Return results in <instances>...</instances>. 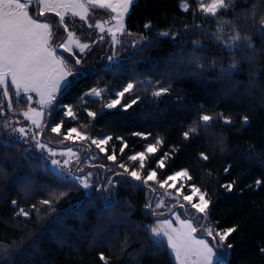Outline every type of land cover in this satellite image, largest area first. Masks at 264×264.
Masks as SVG:
<instances>
[{
	"label": "trees",
	"instance_id": "obj_1",
	"mask_svg": "<svg viewBox=\"0 0 264 264\" xmlns=\"http://www.w3.org/2000/svg\"><path fill=\"white\" fill-rule=\"evenodd\" d=\"M198 3L135 0L125 30L141 36L144 45L69 77L71 86L57 95L55 110H47L44 129L50 133L49 125L62 121L60 137L73 127L86 139L112 137L101 153L110 165L155 143L145 171L156 170L162 180L186 169L191 179L185 183L209 200L205 222L220 231L236 228L225 241L232 245L227 264H264V36L253 29L264 17V0H233L226 14L215 17L201 12ZM165 31L175 39L163 37ZM237 31L251 36L254 59L243 42L239 49L225 47ZM233 63L235 71H222ZM129 82L133 90L118 97ZM161 87L170 90L154 96ZM93 88L102 96L87 95ZM114 99L120 104L105 107ZM27 104L22 95L12 97L13 109ZM64 106H71L75 116L65 115ZM89 111L97 115L90 117ZM204 114L215 117L208 127L199 119ZM218 114L232 123L226 125ZM13 116L21 117L7 111V117ZM4 119L0 115V264H105L101 254L107 264H176L148 239L145 226L153 227L158 218L145 208L152 194L146 186L131 179L113 182L107 203L105 195L89 194L57 175L44 156L10 137ZM191 127L197 132L185 138ZM165 153L160 168L157 161ZM113 154L116 160H107ZM229 184L231 191L224 187ZM21 208L29 216H17Z\"/></svg>",
	"mask_w": 264,
	"mask_h": 264
},
{
	"label": "snow or ice",
	"instance_id": "obj_2",
	"mask_svg": "<svg viewBox=\"0 0 264 264\" xmlns=\"http://www.w3.org/2000/svg\"><path fill=\"white\" fill-rule=\"evenodd\" d=\"M34 0H0V85H3L2 94L7 99V107H12V97H21L24 94L26 102L32 101L33 97L29 93L35 92L39 97L42 108H48L52 111L55 110V102L57 100V93L62 90L69 88L72 81L69 77H75L81 75L82 70L78 68L68 67V63L73 62L75 65H80L82 63V57L78 53L74 52L71 45L74 43L79 49L80 53H83L85 49H88L90 45L88 43H81L80 40L74 39L75 33L69 31L68 24L66 23V15L71 11L72 16H79L81 20H86L88 15V5H99L101 8H108L115 15L112 17L116 21L113 27L108 28V32L111 34V40L113 44H119L121 41L118 39L117 33L123 35L125 33L124 27V17L129 12L131 5L135 3V0H38V4L41 6L39 12H31L30 6H32ZM233 0H210L209 3H203L202 0L199 2V10L209 16H217L218 13L226 14L230 9ZM184 10L188 11V6L184 5ZM54 13L56 17H59V24L63 26L65 32H67V42H61L53 46L50 42V38L54 35L52 28L53 25L47 20H42L46 13ZM88 27H93L91 23ZM95 27L99 28L101 32L105 29L101 26L100 22L95 24ZM146 28L149 27L148 24L145 25ZM253 29L255 34L264 36V17L260 19V27L256 28L255 23H253ZM131 35V33H127ZM163 37L173 36L175 39V34L165 31L162 32ZM103 39V37H100ZM231 44H226L229 50L239 49L240 43L243 42L244 46L252 52L251 59L255 58V45L252 41L251 36L241 37L239 31L236 32L235 36L232 38ZM63 48L65 53L69 55L65 57L64 55H58L57 49ZM109 61L113 59L112 56L108 57ZM238 65L233 63L229 65L226 72H233L237 69ZM10 77V83L8 79ZM158 83V82H157ZM134 84L129 82L122 91L116 93L118 97H124L125 93L133 90ZM14 89V91H12ZM170 87H161L153 92L156 97L161 96L164 93H168ZM93 97H101L102 91L93 88L87 94ZM136 101H132L135 103ZM120 104V99L111 100L105 105L107 108H114ZM131 105H125V107H130ZM67 108L65 115L69 117H74L75 113L71 106H64ZM3 108H0L2 111ZM29 113H34L36 116H41V112L37 111L35 108H29L28 112L24 115L27 119H30L32 124L36 128H41V123L33 119ZM90 117H95L96 112H88ZM221 119H223L226 125L232 123L231 119L228 117H223V114H218ZM215 117L204 114L200 116V121L203 122L205 127L210 126V123ZM248 117L242 118V123L247 125ZM51 132L59 134L62 127L61 123L55 125H49ZM12 132H18L20 137H26L28 133L25 131L24 127L12 128ZM197 128L191 127L188 131L184 133L185 138L189 136V133H196ZM75 133L76 137L80 140H84L85 137L77 128L73 127L68 130V133L64 136L65 140H71L72 134ZM37 133L32 134V140L35 141L37 148L43 150L47 148V145L41 143L36 139ZM139 135V133H137ZM112 137H105L100 139H91V144L95 145L101 152L105 151L104 147L101 145H106ZM157 143H160L157 141ZM251 150V149H250ZM50 156L55 157L57 153L51 149L47 148ZM123 151V148H121ZM157 151V145L149 144L147 145V153H155ZM67 153L70 155H75L73 149L69 148ZM65 155V153H60ZM168 153H165L157 163L160 168L165 167V159ZM201 157L205 160L208 156L201 153ZM109 160L115 161L116 156L108 155ZM132 161L139 160V168H144V161L146 159L145 152H140L129 157ZM50 164L55 166L53 171H57L69 164L68 160H64L63 163L57 159H51ZM119 167L124 169V172L135 181L141 182L143 186H147L151 192H155L156 189L153 188L149 182H155L160 188H164L167 185L169 188H176L175 181L178 178L191 179L186 169L174 173L173 175L167 176L164 180L157 179V171L150 170L145 176L137 170H131L125 166V164H119ZM80 171H83L81 169ZM225 171H228L226 168ZM57 175H63L65 179L69 180L73 184H78L86 191L92 190L95 186V182H90V177L92 173H85L83 176H76L74 174H62L57 172ZM117 175H120L117 173ZM168 181H173L172 184H168ZM113 181L111 179L107 180V185H112ZM257 185L261 184V181H256ZM176 188V204L171 205V208H176L179 205V209H185V204L180 202V197L182 195L181 188ZM229 191L232 190V184L224 186ZM96 191L101 189L96 188ZM107 190V188H105ZM199 194V201L193 203V196ZM168 195H171L170 193ZM183 201H187L196 213L201 215L195 217H189L185 212H172L175 216V221L179 224V227H173L172 221L169 219H164L161 223L163 227L145 226L149 232V241L152 245L159 251L164 248L168 251V255L173 258L178 264H227L225 256L227 251L232 248L231 244L225 245V242L229 235L236 231V228H228L222 231H215L209 227L207 223H201V221L207 220L206 210L209 207V200L206 199V194L202 193L199 188L195 186L192 187V195H182ZM18 202L16 200L12 201L13 205ZM44 204L51 206L49 200L42 201ZM35 207V206H33ZM166 207L163 200L150 199L146 202L145 208L148 209L149 215H157L156 209ZM171 208L169 210H171ZM29 212L25 211L23 208L19 209L16 213L17 216L23 215L25 217L29 216ZM161 215L163 213H160ZM183 217V218H182ZM199 230L206 233L207 237L211 238V241L204 238L203 236L197 238L195 233ZM264 252V248L261 249ZM100 259L105 261L107 264L106 257L101 254Z\"/></svg>",
	"mask_w": 264,
	"mask_h": 264
},
{
	"label": "rangeland",
	"instance_id": "obj_3",
	"mask_svg": "<svg viewBox=\"0 0 264 264\" xmlns=\"http://www.w3.org/2000/svg\"><path fill=\"white\" fill-rule=\"evenodd\" d=\"M198 1L201 2V0ZM202 2L209 3L210 0H202ZM40 7L41 6L38 4V0H34L33 5L30 6V13L31 12L38 13ZM87 7H88V15L86 20H81L79 16H72L71 11H69L66 15V23L68 24V29L69 31L75 33L74 39H78L80 40L81 43H88L90 45L88 49H85L83 53H80L79 49L73 43L71 47L74 52L78 53L79 56L82 57V63L80 65H75L74 64L75 57H74L73 62L68 63V67L70 68L74 67L81 70L95 69L97 67L105 66L110 62L116 61L123 56L129 55L132 52H134L136 49L144 45L145 41L141 36L135 35L131 32H130L131 35H128L127 34L129 33L128 31H125L123 35L117 33L118 39L121 41V43L113 44L111 40V34L107 30L109 27H113L116 24V21L112 19L115 13H112L111 10L106 7L101 8L99 5L96 6L88 5ZM125 17H124V27H125ZM41 19L47 20L53 25L52 31L54 35L50 38V42L53 44V46L61 42H67V32H65L63 26L59 24V17H56L54 13L49 12L46 13L44 17H41ZM97 22L101 23V26L105 29L104 32H101L99 28L95 27V24ZM89 23H91L93 27L91 28L88 27ZM100 37H103V39H100ZM57 54L64 55L65 57L69 55L68 53L64 52L63 48H58ZM109 56L113 57L111 61H109L108 59ZM178 59L179 62H182L184 60L181 54L178 55ZM7 79L8 82L10 83V77ZM3 87H4L3 85H0V90H1L0 108H3V110L0 111V115L4 116L5 118L4 122L2 123L5 125L7 132L9 133V136L25 144L32 152L44 156L46 162L48 163V165L51 167L52 170L55 166H52L50 164L51 159H57L62 163L64 160H68L69 164L60 169H57V171H55L56 173L60 172L62 174H69V170L71 174H74L76 176H83L85 173H89V172L92 173V176L89 179L90 182L92 181L95 182V186L92 190H90V192L86 190L85 191L89 194L92 192H98L100 194H103V197L105 195V201L107 203H109L110 199L112 198L110 195V190L112 188V185H107L108 179H111L114 183L123 182L126 179L133 180L128 175V173L124 172V169L119 167V164L121 163L110 165L109 163L105 162L101 154L103 152H101L99 148H97L95 145L91 144V139L80 140L76 137L75 133H73L74 135H72L71 140H65L64 139L65 135L63 137H60L57 133H53V132L48 133L44 129V120L48 108L41 107V104L39 103L40 97L35 92L29 93V95H31L33 99L32 101L28 102L27 106L24 109L16 110L12 108L13 105L11 108H8L6 106L7 99L2 94ZM12 91H14V89H12ZM59 93H57V95ZM21 95L24 97L23 93ZM29 108H35L37 109V111L41 112V116L39 117L36 116L34 113H29V115L32 116L33 119H36L41 123L42 125L41 128H36L35 125L32 124L31 120L25 117L24 113L28 112ZM7 111H12L14 114H20L21 117L13 116L9 118L7 117ZM20 127L25 128V131L28 133L26 137H20V134L18 132L11 131L12 128H20ZM33 133H37L38 135L36 136V139L39 140L41 143L47 145V148L53 149L57 153V155L55 157H52L47 151V148L43 150L37 148L35 145V141L32 140ZM101 147L103 146L101 145ZM69 148L73 149L75 155H70L67 153V150ZM146 148L147 146L145 147L144 150L132 153L125 159L123 164H125V166L129 169V171L137 170L141 173L142 176H145L148 173V171H150V170H148L147 172L145 171V161H144V168L140 169L139 160L132 161L129 159L130 156L140 152H145V154L147 155ZM60 153H65V155H61ZM105 168H107L106 174L104 170ZM81 169H83V171H80ZM117 173H119L120 175H117ZM133 181L137 182L135 180ZM172 183L173 181H168V184H172ZM149 184L156 189V191L154 193L152 192V194L150 195L149 200L150 199L163 200L166 205V207L164 208L156 209L158 213L156 216L158 219L156 220L157 222L154 226L163 227V224L161 222L167 218L172 221L173 227H179V224L175 221V216L172 215V212H185L186 215L189 217H195L201 215L199 213H196L195 209H193L191 205L188 204L187 201H183L182 199V195H192L193 186H188L185 183V178H178L175 181L176 188H180V186L183 185V187L181 188L182 195L180 197V202L185 204V209H179L178 204L176 205V208H171V205L176 204V200L174 199V197L176 196V188H169L167 185H165L164 188H160L157 183L152 181H150ZM96 188H99L101 190L96 191L95 190ZM105 188H107V190H105ZM169 193L171 195H168ZM198 201H199V194H196L193 196V203H196ZM170 208L171 210H169ZM160 213L163 214L161 215ZM201 223H206V222L201 221ZM208 225L214 230V232L220 231L214 228L213 226H211L210 224ZM197 227H198V231L194 235H196L197 238L203 236L204 238L211 241V238L207 237L206 233L199 230L198 225ZM223 243L227 245L225 242ZM227 256H228V251H227V255L225 256V259L227 258ZM175 262L176 264H178L177 261Z\"/></svg>",
	"mask_w": 264,
	"mask_h": 264
}]
</instances>
